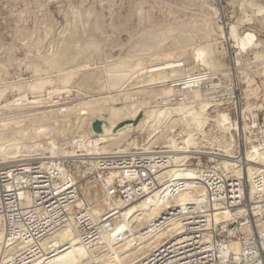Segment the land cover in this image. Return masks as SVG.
<instances>
[{"label":"rangeland","instance_id":"rangeland-1","mask_svg":"<svg viewBox=\"0 0 264 264\" xmlns=\"http://www.w3.org/2000/svg\"><path fill=\"white\" fill-rule=\"evenodd\" d=\"M243 37L248 44L241 42ZM172 65H178V71ZM143 67L146 72L139 74ZM115 73H119L116 74L119 79L115 75L111 77ZM187 73L210 74L215 87L193 89L185 95L187 102L164 106L163 102L171 94L169 81ZM111 78L120 82H111ZM115 89H121L117 91L120 95ZM99 96L109 98L93 102ZM57 98L62 102L59 105L54 103ZM90 99L93 101L89 102ZM85 101L87 104L79 110V105ZM139 102L141 108L133 109L141 110L137 112V115L142 114L141 118L146 110L161 107H181L184 117L175 120L177 117L167 114L159 125L151 126L150 122L137 131L127 132L125 138L128 137L120 142L126 145L124 148L132 145L134 138L139 147L148 150H163L169 138L175 139L176 135L181 136H177L176 142L187 139L186 135L194 129L190 132L186 122L197 112L206 121L200 130L204 136H197L189 146L191 156L195 157L193 162L201 157L206 163L213 156L208 153L219 148L213 142V136L221 133L217 125L222 128V141H225L222 144L233 149L228 148L229 152L222 149L224 156L231 151L234 153V132L247 134V127L257 118L264 124V0H0V129L7 127L8 130L13 124L11 130L5 129L8 137L13 133L17 134L13 137L19 139L29 136L25 139H31L30 142L12 147L20 148L27 155L25 160L44 161L78 153L72 141L81 137L88 142L89 137L96 135L89 132L90 123L98 116L96 113L103 115L104 112V116H109V113L123 111L128 103ZM63 106L65 111L61 112ZM92 108L98 112H92ZM15 119L21 120L17 121L20 128ZM44 124L54 125L51 126L54 130H41ZM12 127L22 132L13 131ZM61 129L63 132L57 134ZM35 130L39 131L37 135L43 132L44 138L51 135V145L42 136L35 137ZM20 134L24 136L20 138ZM115 149L116 146H110L107 151ZM253 150H257L255 153L260 159L264 158V144L252 141L233 161L242 169L244 185L255 172L262 170L258 160L249 161ZM89 151L93 153L94 148ZM22 159L0 158V164ZM68 161L72 164L74 178L82 179L79 200L95 212H102L110 202L88 178H83L85 167L79 166L75 159ZM68 223L66 226L72 228L71 222ZM0 231L3 235L2 224ZM113 232L114 228L109 238L104 237L101 244L88 249L84 247L86 250L79 242L78 248H82L81 256L85 259L80 264H109V259L115 255L108 243ZM1 248L0 245V261L6 253ZM138 254L135 256L139 257Z\"/></svg>","mask_w":264,"mask_h":264},{"label":"built area","instance_id":"built-area-1","mask_svg":"<svg viewBox=\"0 0 264 264\" xmlns=\"http://www.w3.org/2000/svg\"><path fill=\"white\" fill-rule=\"evenodd\" d=\"M213 81L205 73L170 80L171 94L163 105L183 104L191 90L213 89ZM263 126L257 118L247 134L234 132L236 155L252 141L264 144ZM200 129L195 127L187 138L204 136ZM217 129L221 133L213 142L219 146L224 140L221 126ZM72 143L79 150L75 156L0 164V224L4 255L10 254L1 264H34L49 251L42 244L68 222L87 247L100 244L116 223L127 222L119 239L129 240L130 247L149 244L127 264H264V171L255 172L244 185L241 168L222 166L225 152L220 146L203 163L201 157L193 162L190 148L184 159L172 156L175 151L169 144L163 150L129 145L88 154L80 137ZM72 159L86 168L83 178L110 202L102 212L78 204L82 179L74 178L68 161ZM180 167L190 173L178 178L175 172ZM131 205L147 209V218L137 222L142 210L126 216Z\"/></svg>","mask_w":264,"mask_h":264},{"label":"bare ground","instance_id":"bare-ground-1","mask_svg":"<svg viewBox=\"0 0 264 264\" xmlns=\"http://www.w3.org/2000/svg\"><path fill=\"white\" fill-rule=\"evenodd\" d=\"M248 35V34H247ZM248 36H250V35H248ZM245 37V36H244ZM244 37L241 39V42L243 43V44H248L249 42H245L244 41ZM205 48V47H204ZM163 55V54H162ZM152 56V55H151ZM55 61V60H54ZM206 61V60H205ZM208 62V61H207ZM154 63V62H153ZM203 63H204V61H203ZM206 64V63H205ZM208 64V63H207ZM50 65V64H49ZM177 66L178 65H172V68H175L176 67V71H178L177 70ZM143 70H140L139 71V74L141 73H143V72H146V70H145V68L143 67L142 68ZM170 69V68H169ZM139 70V69H138ZM202 70V69H201ZM136 71H137V69H136ZM160 70L158 69V72H159ZM129 72V71H128ZM155 72V71H154ZM114 73V72H113ZM93 74V73H92ZM116 74H119V73H115V74H113V76H111V77H114V75H115V78H117L119 75H117L116 76ZM156 74V73H155ZM134 75V74H133ZM134 76H136V75H134ZM120 77V76H119ZM119 77H118V79H119ZM85 78V77H84ZM83 79V78H82ZM118 79H112L111 78V82H112V80H115V81H118V82H120V80H118ZM81 80V79H80ZM91 80H93V79H91ZM110 80V79H109ZM108 80V81H109ZM152 81V80H151ZM81 82H82V80H81ZM84 82V81H83ZM110 82V81H109ZM114 82V81H113ZM118 82H116V83H118ZM152 83V82H151ZM87 84V83H86ZM109 84V83H108ZM111 84V83H110ZM79 85V84H78ZM78 85H77V87H78ZM81 85V84H80ZM161 85V84H160ZM53 86V85H52ZM76 86V85H75ZM84 86V85H83ZM141 86H143V85H141ZM94 87V86H93ZM120 87V86H119ZM79 88H81V87H79ZM92 88V87H91ZM111 88V87H110ZM101 89V88H100ZM58 90V89H57ZM111 90V89H110ZM114 90V89H113ZM116 90V89H115ZM121 89H119V90H116L115 92H117V91H120ZM53 91V90H52ZM106 91V90H105ZM104 91V92H105ZM114 92V94H116ZM110 93V92H109ZM49 94H50V92H49ZM117 94H119L120 95V93L119 92H117ZM124 94V93H123ZM126 95L128 94V97L130 96V94L129 93H125ZM113 95V94H112ZM119 95H117V96H119ZM107 96V95H106ZM108 96H109V94H108ZM115 97H116V95H114ZM47 97V96H46ZM88 97H90V95H88ZM92 97V96H91ZM94 97V96H93ZM97 97V96H96ZM113 96H111L110 98H112ZM126 97V96H125ZM125 97H123V99L125 98ZM127 97V98H128ZM104 98H109V97H100L99 96V98H96V99H94V101L93 100H89V102L90 101H93V102H95L96 100H103ZM80 99V98H79ZM190 99V98H189ZM42 100V99H41ZM45 100H47V99H45ZM125 100V99H124ZM125 102H127V100L125 101ZM129 102V101H128ZM136 102V101H135ZM79 104H82L83 103V101H82V103H80V102H78ZM85 103H86V101L84 102V104L83 105H79V107H78V109L80 110V108L81 107H85ZM92 103V102H91ZM104 103H105V101H104ZM142 103V102H141ZM87 104V103H86ZM90 104V103H89ZM95 104V103H94ZM107 104V103H106ZM133 104H135V103H133ZM140 104V102L139 103H136V105H132V104H130V103H128V104H126V106H125V108H122V109H124L123 111H121V112H119V113H117V112H113V111H110V112H113V114L112 113H109L108 115L109 116H104V112H103V115L102 114H98V113H94L95 115H98L97 116V118L98 119H100V120H102V133H100V134H96V135H94L95 137H94V139H91L90 137H89V140H88V142H86L83 138H81L80 137V145H81V147H83V148H85V150L86 151H88V154H93V153H90L89 152V149L90 150H92L93 148H94V151H96L97 153H105V152H108L107 150H108V147H110V146H116V148H119V150L120 149H123L124 148V146H126V145H124V144H120V142H122V140H124V139H126L125 138V136H126V134H127V132H130V131H137V130H139L140 128H142V126L144 125V124H147V123H152V124H150L151 126L152 125H159V123H161V118H163V117H167L168 115H170L171 117H177V118H175V120H178V119H180L181 117L183 118L184 117V109L183 108H178V107H161V108H158V109H151V110H149L148 109V111L146 110L145 111V113H146V115L145 116H143L144 117V119H143V117L142 118H140L139 120H138V122L136 123V124H134L132 121L136 118V116H137V112L139 111H141L139 108V110L137 111V110H135V109H137V107L136 106H141V105H139ZM92 105H93V103H92ZM91 105V106H92ZM104 106H105V104H103ZM47 106V105H46ZM78 106V105H77ZM88 106H90V105H88ZM96 106V108H97V105H95ZM94 106V107H95ZM99 106V105H98ZM101 106H102V104H101ZM104 106H102V107H104ZM87 107V106H86ZM124 107V106H123ZM135 107V109H133ZM205 107H206V105H205ZM74 108V107H73ZM106 108V107H105ZM141 108V107H140ZM84 111H87L86 110V108L84 109V108H82ZM90 109H91V107H90ZM93 110H91L92 112H94V110H95V112H98V111H96L97 109H94V108H92ZM52 110V109H51ZM57 110V109H56ZM89 110V109H88ZM53 111H55V109L53 110ZM90 111V110H89ZM103 111V110H102ZM102 111L100 112V113H102ZM104 111H107V110H105L104 109ZM119 111V110H118ZM56 112V111H55ZM79 112H81V111H79ZM92 112H89V113H92ZM51 113H53V112H51ZM83 113V112H82ZM82 113H80V114H82ZM37 114V113H36ZM93 114V113H92ZM91 114V115H92ZM93 114V115H94ZM111 114V115H110ZM139 114V113H138ZM168 114V115H167ZM144 115V114H143ZM27 116V115H26ZM25 116V117H26ZM35 116V115H34ZM57 116V115H56ZM27 117H29V116H27ZM31 117H32V115H31ZM92 117H96V116H92ZM91 117V118H92ZM16 118H18V117H16ZM21 118V117H20ZM49 118V117H48ZM91 118H89V119H91ZM96 118V119H97ZM22 119H25V118H23L22 117ZM29 119H30V117H29ZM37 119V118H36ZM93 119V118H92ZM164 119V118H163ZM8 120V119H7ZM41 120H43V119H41ZM94 120V119H93ZM174 120V119H173ZM8 121H10V120H8ZM17 121H18V119H17ZM17 121H16V119H15V123H17ZM21 121V120H20ZM20 121H18V122H20ZM90 121H92V120H90ZM205 118L204 117H202L201 116V114L200 113H197V112H195V113H192L191 114V116L189 117V121L188 122H186V123H188L187 125H188V127H187V129H189V131L191 132L192 131V129H194L195 127H197V128H202L203 126H204V124H205ZM2 122V121H1ZM43 122V121H42ZM121 122H124L118 129H116V130H114V127L117 125V124H119V123H121ZM5 123H7V122H5ZM12 123H14L13 121H11V124ZM14 123V125H16ZM44 123H46V122H44ZM48 123V122H47ZM49 123H52L51 121L49 122ZM48 123V124H49ZM92 123V122H91ZM91 123H90V125H91ZM173 123V122H172ZM176 123V122H175ZM43 124V123H42ZM48 124H44L43 125V127H40V129L42 128L44 131H46L47 132V130L49 131L50 130V128L52 129V130H54L51 126H54V125H52L51 124V126L49 127V126H47ZM80 124V123H79ZM13 125V124H12ZM11 125V126H12ZM50 125V124H49ZM89 125V126H90ZM175 125V124H174ZM173 125V126H174ZM11 126L8 128V130L11 128ZM17 126H19V128H20V125H18V123H17ZM16 126V127H17ZM45 126V127H44ZM148 126H149V124H148ZM6 127V126H5ZM25 127V126H24ZM49 127V128H48ZM191 127V128H190ZM12 128H14V127H12ZM22 128V127H21ZM34 128V127H33ZM48 128V129H47ZM56 128V127H55ZM1 129H3V128H1ZM0 129V130H1ZM7 130V127L6 128H4L3 130ZM16 129H18V128H16ZM16 129L14 128V130L13 131H15V132H17L18 133V131H19V133L20 132H22V129H19V130H17L16 131ZM27 129V128H26ZM26 129H24V130H26ZM37 129V128H36ZM41 129V130H42ZM3 130H1L2 131V133L4 134H2V136L0 135V158L1 159H3V160H13V159H20V158H23L24 159V157L25 156H27L24 152H22L21 150H20V148H18V147H15V148H12L14 145H17L18 143H25V142H30L31 141V139H25V137L27 136L28 138H29V136L28 135H25V137H24V139H19V138H15L16 136L15 135H17V134H14L13 133V131H11V134H12V136L11 135H9V137H8V134H9V132H6V130H5V132L3 131ZM7 130V131H8ZM11 130V129H10ZM21 130V131H20ZM23 130V133H26V131H24ZM38 130H39V128H38ZM200 130H202V129H200ZM40 131V130H39ZM38 131V132H39ZM55 131H57V130H55ZM29 132H32V129H31V131H29ZM34 132H36L35 133V137H36V135H37V131L35 130ZM62 133L63 131H62V129L61 130H59L58 132H57V134H59V133ZM89 132L90 133H92L93 134V132H92V129L90 128L89 129ZM43 132H41L40 133V135H37V136H42L43 138H44V136L43 135H41ZM45 133V132H44ZM49 133V132H48ZM56 133V132H55ZM67 133V132H66ZM89 133V134H90ZM1 134V133H0ZM27 134V133H26ZM46 134V133H45ZM53 135H54V132L52 133ZM88 134V135H89ZM95 134V133H94ZM180 134V133H179ZM22 134H20L19 135V137L21 136ZM30 135V134H29ZM50 135V134H49ZM56 135V134H55ZM54 135V136H55ZM60 135V134H59ZM98 135V136H97ZM11 136V137H10ZM13 136H15V137H13ZM22 136H24V135H22ZM51 136V135H50ZM50 136H46L45 138H44V141H47L48 140V142H49V145H51L50 143H51V141L53 140V138H50ZM99 136H100V139H99ZM152 136V135H151ZM2 137V138H1ZM18 137V136H17ZM26 137V138H27ZM32 137H34V135H32L31 136V138ZM85 138H86V136H84ZM173 137V136H172ZM13 138V139H12ZM21 138V137H20ZM23 138V137H22ZM38 138V137H37ZM88 138V137H87ZM93 138V137H92ZM175 138V137H174ZM36 139V138H35ZM42 139V138H41ZM46 139V140H45ZM33 140V139H32ZM37 140V139H36ZM101 140V141H100ZM132 141V140H131ZM148 141V140H147ZM169 142H168V144H169V147H173L174 149V151L175 152H173V151H170V152H173V154L172 153H170V155L172 154V156H175V157H177V158H186V155H187V151H188V148H189V146L190 145H193L194 144V139H193V137H189V138H187V139H183L181 142H175V140L172 138H169V140H168ZM32 142H34V141H32ZM41 142V141H40ZM128 142V141H127ZM225 142V141H224ZM227 142V141H226ZM100 143H101V147H100ZM129 144L131 143V142H128ZM33 144V143H32ZM48 144V143H47ZM199 144V143H198ZM230 144V143H229ZM37 145H39V144H37ZM128 145V144H127ZM132 145L133 146H136L137 148H138V144H136V140H135V138H134V140L132 141ZM220 147H222V149H224L226 152H229V150H232L233 151V149H231V147H229V145L228 144H222V145H219ZM37 147V146H36ZM26 148V147H25ZM38 148H39V146H38ZM38 148H36V150L38 149ZM144 148V147H143ZM228 148H229V150H228ZM41 149V148H40ZM42 149H44V148H42ZM98 149V150H97ZM194 149V148H193ZM39 150V149H38ZM45 150V149H44ZM223 150V151H224ZM232 151L230 152V153H227V156H224L223 158H222V160H221V164H222V166L225 168V169H228V167L229 166H233V164L234 165H236L235 163L236 162H233L234 160H236L238 157H239V155H236L235 154V152L234 153H232ZM255 151H257V150H253L252 151V154H249V161L251 160H258V162L259 163H257L258 165H260V167H262V170L261 171H264V158L263 159H260V157L258 156V153L256 152L255 153ZM31 152H32V149H31ZM189 152V151H188ZM194 152H196V151H194ZM229 154V155H228ZM72 155H74L75 156V154H72ZM241 155V154H240ZM22 159V160H23ZM25 160V159H24ZM15 161V160H14ZM18 161V160H17ZM237 161H239V160H237ZM255 162V161H254ZM247 163V162H246ZM2 164V163H1ZM249 164V163H248ZM254 164V163H253ZM256 164V163H255ZM236 167H237V165H236ZM259 167V168H260ZM258 168V167H257ZM261 169V168H260ZM185 172H189L190 173V171H188V170H185V169H182L181 167L179 168V169H177L176 170V172L175 173H177L178 175H177V177L178 178H181L182 176H186L185 175ZM191 175V174H190ZM83 203V201L82 200H80L79 202H78V204L79 205H81ZM139 210H142L141 212V215H138V216H140V218L138 219V221L137 222H142L143 220H145L146 218H147V216H148V211H147V209H143V208H139L137 205H131L130 207H128L127 209H126V216H129V215H132L135 211H139ZM94 212H95V210H94ZM96 213V212H95ZM140 220V221H139ZM68 225H69V223H67ZM127 222H122V223H116L115 224V227H114V229H115V233H114V236H113V238L112 239H108V243H109V245L111 246V248H110V250H112L113 252H115V255H113V256H111L112 257V259L110 260L109 259V264H111V261H112V263L113 262H115V261H120V263H121V261L123 262V261H132V260H134V259H136L137 258V256H135L136 255V253H139V254H141L142 253V249L144 248V247H148L149 246V244H147V243H143L142 245H140V246H138V247H130V245H131V242L129 241V240H127V241H123V240H121V239H119V235L121 234V232L122 231H124V230H127ZM112 234V233H111ZM4 235V234H3ZM2 232L0 231V245L2 246V248L4 247V244H5V240H2ZM108 237V236H107ZM109 238V237H108ZM104 239V238H103ZM102 239V240H103ZM105 241V240H104ZM103 241V242H104ZM123 241V242H122ZM79 240H78V238H77V236L73 233V230H72V228H71V226L70 227H66V228H64L63 229V231H61V232H59V233H57L51 240H49L48 242H46V243H44V244H42V246L44 247V249L46 250L47 248H48V252L47 253H42L41 254V256L40 257H38L37 259H36V261L34 262V264H80V263H82L85 259H83L84 257L83 256H81V252H80V250L82 249H79L78 248V244H79ZM107 242V241H106ZM108 243H107V245H108ZM80 244H81V242H80ZM79 244V245H80ZM101 244V243H100ZM103 244V243H102ZM82 245V244H81ZM108 245V246H109ZM83 246V248L84 247H87V246H85V245H82ZM91 246H93V245H91ZM1 248V249H2ZM88 248H90V246H88L86 249H88ZM107 248V247H106ZM117 250H116V249ZM85 248H84V250H86ZM109 249V248H108ZM79 250V251H78ZM109 250V251H110ZM84 253H85V251H84ZM86 254H88V253H86ZM138 254V255H139ZM10 254H8V255H5L4 257L6 258V257H8ZM82 255H83V252H82ZM135 256V257H134ZM131 257H133V258H131ZM92 259V258H91ZM2 260V259H1ZM93 260V259H92ZM3 261H0V264L2 263ZM113 264H118V262L116 263H113ZM122 264V263H121Z\"/></svg>","mask_w":264,"mask_h":264},{"label":"water","instance_id":"water-1","mask_svg":"<svg viewBox=\"0 0 264 264\" xmlns=\"http://www.w3.org/2000/svg\"><path fill=\"white\" fill-rule=\"evenodd\" d=\"M142 114L139 113L136 118L132 121L134 124H136L138 122V120L141 118ZM124 122H121L119 124H117L115 127H114V130L118 129ZM102 120L100 119H96V120H93V122L91 123V129L92 131L95 133V134H100L102 133Z\"/></svg>","mask_w":264,"mask_h":264}]
</instances>
